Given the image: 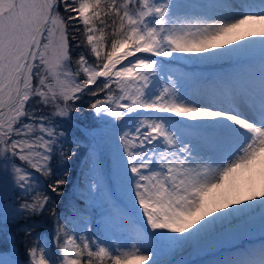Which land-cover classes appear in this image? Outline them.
Returning <instances> with one entry per match:
<instances>
[{"label":"snow or ice","instance_id":"snow-or-ice-1","mask_svg":"<svg viewBox=\"0 0 264 264\" xmlns=\"http://www.w3.org/2000/svg\"><path fill=\"white\" fill-rule=\"evenodd\" d=\"M257 168L264 0H0V264H264Z\"/></svg>","mask_w":264,"mask_h":264},{"label":"bare ground","instance_id":"bare-ground-1","mask_svg":"<svg viewBox=\"0 0 264 264\" xmlns=\"http://www.w3.org/2000/svg\"><path fill=\"white\" fill-rule=\"evenodd\" d=\"M197 2H199V0H196ZM226 71L227 70V65H225L224 69H220V68H212V67H204V66H200V67H194V66H187L185 68H183V71L185 73H195L197 78H209L211 77V75L215 72H219V71ZM256 175L255 177L257 178V180H259L261 178V176H264V169L260 172V168H257L255 171ZM249 182V177H246L244 182L243 180H241L240 178L237 181V189L243 187V185L247 184ZM242 199H245L244 196H242ZM247 199V198H246ZM246 202V200H245ZM241 207H243V205H240ZM226 211H230L231 209H225ZM259 213L254 214L255 218L259 219ZM256 234V233H255ZM258 234V232H257ZM254 235V234H253ZM252 235V236H253ZM251 236V237H252ZM255 236V235H254ZM253 240H255L256 244L260 246L261 243H264V238H262L261 236L259 237H254ZM250 241V237H246L242 240H240L237 244L233 245L230 247V250H234V251H242L244 249H248L251 244L248 242ZM229 250V249H227ZM184 256H181V258L179 259H171L168 260L166 264H210V262H208L207 260L209 259H191L192 257H190V255H186L183 252H181ZM194 253L196 254L195 256H199L200 254H202V252H197L194 251ZM180 257V255H179ZM202 257V256H201ZM178 258V257H176ZM211 260H215V259H211ZM132 264H141V262L139 261H133ZM145 264H147V262H145ZM161 264H164L163 262H161Z\"/></svg>","mask_w":264,"mask_h":264},{"label":"rangeland","instance_id":"rangeland-1","mask_svg":"<svg viewBox=\"0 0 264 264\" xmlns=\"http://www.w3.org/2000/svg\"><path fill=\"white\" fill-rule=\"evenodd\" d=\"M90 123H91L90 119L85 118L83 120V123L81 124V127H83L86 124H90ZM262 170L263 169H260V172ZM78 173H79V169H77V171H76V174L77 175L75 177V180L78 178ZM254 174L256 175V173H254ZM246 177H248V176H242V177H240V179L243 180V182H244V180H245ZM71 196H72V188H70V190L66 192V195H65V198H64L65 201L67 202L71 198ZM244 198H245L244 200H246V202H248L247 199H246L247 197L244 196ZM61 206L63 208V204L59 205V207H61ZM259 211H260V209H256L255 212L253 213V215L254 214H257ZM84 219H87V217H84ZM38 233H41V232H35V233H33V237H35ZM254 235L252 237H250V241H248L251 244V246L248 249H256V248H259V245L256 244V242H255V240H253V238L254 237L255 238L256 237H259L260 234L259 233L258 234L256 233ZM262 238H264V237H262ZM4 246H7L6 243H4L3 241H0V253H6V251L4 250ZM173 249H175V250H173ZM154 250L157 253V255H156L155 258L158 259L160 262H163L164 264H166L168 260H171V259H179V258H181V256H184L181 252H183L186 255H190L191 254L190 255V257H192L191 259H195V258L196 259H209V260H207L208 262L213 261L211 259H216L217 258V255H218V254H212V253L202 252V254H200L197 257V256H195L196 254L194 253L193 250L182 251L179 246H173V245H169L167 243H162V244L157 245ZM229 250L224 249L222 251H225L226 252V251H229ZM230 251L235 252L234 250H230ZM179 255H180V257H179ZM176 257H178V258H176ZM183 258H181V259H183Z\"/></svg>","mask_w":264,"mask_h":264},{"label":"trees","instance_id":"trees-1","mask_svg":"<svg viewBox=\"0 0 264 264\" xmlns=\"http://www.w3.org/2000/svg\"><path fill=\"white\" fill-rule=\"evenodd\" d=\"M74 171L76 172L77 169H74ZM75 177L76 176L73 177V180H75ZM70 188H72L71 184L67 185L65 187V192L69 191ZM60 208H62V206ZM43 228H44L43 224L37 225L36 228L33 230L32 235L35 232H41V230ZM13 233L15 235V242H16V246H17V251L19 253H24L25 244H26V242H30V241H26V237H25V234H24L22 227L14 228ZM6 249H7V246H4L5 251H6Z\"/></svg>","mask_w":264,"mask_h":264}]
</instances>
